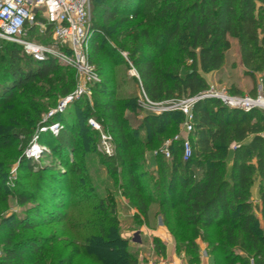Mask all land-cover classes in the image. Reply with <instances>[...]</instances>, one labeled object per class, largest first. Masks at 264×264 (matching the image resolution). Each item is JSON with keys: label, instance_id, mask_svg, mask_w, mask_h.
I'll list each match as a JSON object with an SVG mask.
<instances>
[{"label": "trees", "instance_id": "16d2710c", "mask_svg": "<svg viewBox=\"0 0 264 264\" xmlns=\"http://www.w3.org/2000/svg\"><path fill=\"white\" fill-rule=\"evenodd\" d=\"M90 3L99 10L105 30L89 25L87 50L98 49L107 31L116 51L128 48L129 61L150 101L176 100L204 92L209 84L200 70L215 73L216 84L224 86L228 94L244 95L236 84L240 77L233 71L237 67L235 62L226 63L232 39L244 65L241 76L252 83L248 94L255 97L260 93L264 97V0H90ZM140 16L146 21L130 31L120 34L111 31L112 26L125 25ZM28 31L32 34L35 26L28 27ZM50 31L48 28L46 38L51 37ZM61 64L53 57L37 60L17 43L3 45L0 149L10 146L12 139L33 131L44 107L39 99L56 90V86L49 84L50 75L60 70ZM113 69L114 64L110 70ZM96 70L101 80L91 94L100 99L95 106L103 112L102 117L97 115V120L111 133L114 144L116 139L119 141L117 163L108 173L120 177L119 193L136 208V219L141 215L147 221L150 208L157 206L155 216L161 217L176 247L186 246L185 252L192 254L190 261L194 264L200 263L198 241L207 244L210 264H264V110L243 111L215 97L198 99L192 106L193 130L188 134L191 155L183 160L179 124L182 125L184 114L180 110L146 114L142 116L140 130L125 129L117 113L119 82L104 81L102 71ZM69 72L73 80L58 92L62 95L75 85L73 70ZM84 97L72 101L73 111L68 110V105L53 117L52 120L63 124L57 135L49 131L38 134L39 142L52 148L43 154L59 153L69 171L78 174L76 183L74 180L65 192L48 193L51 199L46 204L45 198L37 203L34 194L18 196L20 204L33 201L35 208L23 217L0 219L1 228L10 222L2 239L5 249L0 264H22L25 251L32 253V264H74L80 256L97 264H138L126 248L127 239L119 233L115 192L108 189L107 195L100 196L85 170L80 174L85 153L94 150L99 137V131L87 122L94 112L90 113L89 105L83 104ZM165 137L170 141L169 158L161 152ZM152 150L155 169L147 166V154ZM76 155L81 158L79 165L74 162ZM114 158L104 154L101 162L106 165ZM24 159L22 164L29 171L33 169V160ZM228 160L232 161L229 171ZM255 182L259 205L251 200ZM82 187L90 191H75ZM73 197L77 198L78 209L66 225L73 234L60 240V248L53 245L58 243L57 239L51 241L47 237L13 241L17 229L33 230L41 224L64 221ZM83 203L90 206L84 207ZM153 241L157 252H163L159 238L153 237Z\"/></svg>", "mask_w": 264, "mask_h": 264}, {"label": "rangeland", "instance_id": "374dc122", "mask_svg": "<svg viewBox=\"0 0 264 264\" xmlns=\"http://www.w3.org/2000/svg\"><path fill=\"white\" fill-rule=\"evenodd\" d=\"M89 15L90 24L100 26V30H105L101 25V17L99 15V10H97L96 5H92L91 3L89 4ZM146 19L147 18L140 16L137 19L130 20V22L126 23L125 25L112 26L111 31L117 34H120L125 30L130 31L133 26L139 24L140 22L143 23V21H146ZM109 35L110 34L107 31H104V38H101L100 40L101 46L94 51L87 50V56L89 62L95 67V69L98 68L100 71H102L104 81L116 79V81L119 82L120 86L118 88L117 113L122 127H124L125 129L134 128L140 130L142 116L146 114L157 115L163 111L177 110L179 109V107H181V104L179 103L181 100L193 97L190 96L181 99L165 100L160 102L150 101L148 98H146V96H144L140 80L136 76H132L130 74L128 48H121L116 51L111 44L114 40L112 38H109ZM28 37L29 39L34 40L36 42H45L47 40L49 41V39L50 41H55L53 37L46 38L45 36L39 35L36 29L32 34H28ZM9 43L15 42L6 39H0V50L3 48L4 44ZM232 57L233 55H231V58ZM231 58H229V60ZM113 64L114 69L112 71L110 69ZM60 66V70H58L54 75H50L52 79H50L49 84H51L52 86H56V90H53V92H50L47 95L43 96L41 99H39V102L42 103L44 107L40 109L39 120H37V123H35L34 127H32L33 131L35 130L34 133L32 134L33 131H31V133L28 135H21L18 139H12L10 146L0 149V219L2 217H7L10 219L15 215L23 217L25 214L35 208V202L33 201H28L25 204H20L18 202V196L21 194H34L36 197H38L37 203L41 202V198H45V201L43 202L44 204H46L47 199H51L48 193H60L62 191L65 192L66 188L69 187V185H72L74 180L76 183L78 174L69 171V168L62 163L61 155L57 152L51 153L49 155H44L43 153L39 154V157L37 159H32L33 161H31V163L33 165V169H31L30 171L26 168V166L22 164L25 160L24 158H28L27 150L29 146L35 141L39 145H43L49 150L51 149L52 151V148L39 142L40 136H36L37 128L39 127L40 123H42V121L46 117H48L49 113L57 107L58 103L75 89L76 84L78 82V72L74 67L67 64H61ZM106 68L108 69V71L105 70ZM69 69L73 70L75 77V85L73 88L71 87V91L69 93H67L66 95H62L58 92L62 88L68 86L71 78L73 80V75L71 72H69ZM96 72L98 73L97 70ZM95 84L96 83H90L88 85L91 91ZM211 84L214 85L215 88L219 90H224L226 92L224 86L217 85L216 81H213ZM243 87L246 91H248V89L251 87V84H244ZM242 96L252 97L250 94H248V92H246ZM73 101H75V99ZM98 101H100V99L97 98L95 94H93L92 96L90 92L89 95H86L84 97L83 104L89 105L90 113L94 112V114L88 116V119H94L100 124L101 128L105 130L103 128V125L97 120V115L100 117H102L103 115V112L101 110H98L95 106L96 102ZM72 103V101L68 103V105L70 106V109L68 110L73 111L74 104ZM153 109H155L156 111H154ZM3 110L7 111L4 107ZM179 126L180 135L183 131V128L181 124H179ZM99 137L98 141H95L94 150H90L85 153L84 168H82L83 165L80 166V174H82L85 170L84 172H86L91 178L92 184L94 185L96 191L100 196L107 195L108 189H111L113 192H115L114 195L116 199V215L120 221L119 233L121 237L127 239L128 244L126 248L137 258L138 264H170L171 262L167 260L165 255L164 244L162 243L159 246L160 251L163 252L158 253L157 248L155 247V242L153 241V232L151 231V227L154 223L155 225L156 223H158V215L155 216V214L158 212V207L152 206L150 208L149 212H151V214L147 221H145V219L141 215L138 219H136L134 214L137 213L133 212V209L136 208L132 206L127 197L119 193L120 191L118 189V185L121 180L120 177H111L108 173V169L114 163H117L115 159L119 157V152L116 147L119 144V141L116 139V146L113 143L114 153L112 155L115 157L114 160H110L108 162L109 164L103 165L101 162V156L104 154L99 149ZM164 139L165 141L169 140L166 137ZM76 156L74 162H76V165H79V163L81 162V158H79V155ZM69 157L70 159H73V153L71 151H69ZM82 188H80V191L75 188V191H77V193H83L85 190H89L86 187ZM76 200L77 198L73 197V203L71 207L67 209V217L64 221L41 224L33 230L17 229L16 232H14L13 234V241H18L19 239H27L31 237H47L51 238V241L57 239L58 243L55 244L54 242L53 245H55V248H60V240H66L67 236H71L73 234V231L68 229L66 225L69 221L73 219L75 213L77 212L78 206ZM54 201L55 200H53V202ZM83 206L89 207L90 204H85ZM6 223L8 224H5V228L0 227V257L3 255V251L5 249L2 243V239L6 237L8 233L7 228L10 225L9 220ZM143 223H147L148 228L150 227V229L147 231V235H143V237H141L142 235L141 232L138 230V225ZM185 249L186 246H184L183 244H179V246L177 247L175 246V254L179 258L178 263L194 264V261H190V257L192 254L185 252ZM198 249V257L200 262L199 264H208V262L211 263L209 256L203 261L200 259L202 251L207 252V244L203 241H198ZM25 253V260L22 264H32V253L29 251H25ZM74 264L97 263H95V261L93 260H89V258L80 256L76 258Z\"/></svg>", "mask_w": 264, "mask_h": 264}, {"label": "built area", "instance_id": "2783aa9c", "mask_svg": "<svg viewBox=\"0 0 264 264\" xmlns=\"http://www.w3.org/2000/svg\"><path fill=\"white\" fill-rule=\"evenodd\" d=\"M90 0H0V39L10 40L22 46L25 53L32 55L37 60L55 58L62 64L71 65L78 72V82L75 89L62 99L57 107L52 110L37 128L39 132L49 131L57 135L63 128L61 121L52 120L53 117L63 112L68 103L79 97L89 95L90 83L100 82L99 74L89 62L87 56L88 31L90 25L89 15ZM35 26L39 35L45 36L47 29H51L50 35L54 42L34 41L28 37V27ZM130 74L139 79L134 66L129 62ZM144 93V92H143ZM144 96H146L144 94ZM205 97L220 99L225 105L243 111L259 108L264 110V97L259 93L255 97L230 95L224 90L215 88L210 84L202 93L183 99L179 103V109L184 114L182 124L183 137L182 159L187 160L191 155V143L188 134L193 130L192 106L195 101ZM147 98V96H146ZM149 101V100H148ZM156 111L155 109H153ZM94 129L99 131V149L103 154L114 153L113 137L111 133L101 128L94 119H88ZM177 138V136L175 137ZM167 140L161 149L164 157L169 158ZM43 151L49 149L39 145L36 141L28 150V158L37 159ZM208 257L206 251H202L200 259Z\"/></svg>", "mask_w": 264, "mask_h": 264}, {"label": "crops", "instance_id": "0c3cea01", "mask_svg": "<svg viewBox=\"0 0 264 264\" xmlns=\"http://www.w3.org/2000/svg\"><path fill=\"white\" fill-rule=\"evenodd\" d=\"M231 43H232L231 49L229 50V52L226 55V63L235 62L237 67L233 71H234V73H237L239 75V77H240V80H237L236 84L238 86H240V88H242V90H244V92L246 93L247 91L243 87L244 84L250 83L252 85V83H251V81L249 79L244 78L243 76H241V72H242V70H244V65L242 63V59H241V55H240V52H239V48H238L237 43H236V41L234 39L231 40ZM231 55H233L232 58H231ZM229 58H231V59L229 60ZM199 73L209 85L213 81H216V76H215V73H213V72H204V71L200 70ZM259 88H260V86L258 87V89ZM180 135H181V137H184L185 133L182 131V133ZM262 135L264 136V132L262 133ZM165 142L166 141L164 140L163 141V146H164ZM152 156H153V150L151 151V153L147 154V166L150 169H155L157 164L155 163V161H153ZM231 165H232V161L228 160L227 161V170L228 171L231 169ZM251 200L253 201V203L255 205H259L260 204L259 193H258V182H255L253 184V186L251 187ZM133 212L137 213V210L133 209ZM150 214H151V212L149 213V216H150ZM134 216H135V214H134ZM257 216L260 219V214L257 213ZM157 217H158V223H156V225L154 223L152 225V227H151L152 228L151 231L153 232L152 236L159 238V240L164 244L165 255H166L167 260H169L171 262L170 264H179L178 263L179 262V258L175 254V242H174V239H173L172 235L170 234V232L167 230V228L163 225V222H162L160 216L158 215ZM148 219H149V217H148ZM138 227H139L138 230L141 232V235H142L141 237H143V235L144 236L147 235V233H148L147 231L150 229V227L148 228V224L147 223L140 224V225H138ZM159 256H160V254H159ZM208 264H210V263L208 262Z\"/></svg>", "mask_w": 264, "mask_h": 264}]
</instances>
